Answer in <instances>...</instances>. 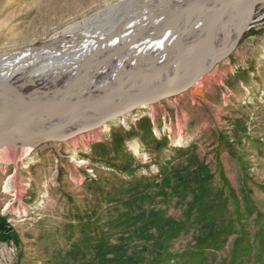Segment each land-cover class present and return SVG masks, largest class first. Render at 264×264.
Segmentation results:
<instances>
[{"label": "rangeland", "instance_id": "1", "mask_svg": "<svg viewBox=\"0 0 264 264\" xmlns=\"http://www.w3.org/2000/svg\"><path fill=\"white\" fill-rule=\"evenodd\" d=\"M121 1L0 0V61L93 41ZM224 51L127 124L0 159V264H264V0Z\"/></svg>", "mask_w": 264, "mask_h": 264}, {"label": "bare ground", "instance_id": "2", "mask_svg": "<svg viewBox=\"0 0 264 264\" xmlns=\"http://www.w3.org/2000/svg\"><path fill=\"white\" fill-rule=\"evenodd\" d=\"M261 1L122 0L89 32L93 41L87 34L83 41L5 55L0 61V135H26L0 140V159L23 156L40 141L63 140L93 125L108 128L110 114L100 110L88 116L90 105L131 102L164 90L163 96L183 93L206 76L200 71L207 66L204 62L222 57L237 40ZM196 14L200 17L192 22ZM38 71L42 74L27 78ZM58 73L63 74L57 78ZM124 77L127 81L115 91L112 86ZM73 90L82 93L88 105L67 110L51 122L53 114L41 106ZM127 114L116 119L127 124ZM184 139L180 133L176 140ZM16 142L23 146L15 147ZM131 148L140 153L138 143Z\"/></svg>", "mask_w": 264, "mask_h": 264}, {"label": "water", "instance_id": "3", "mask_svg": "<svg viewBox=\"0 0 264 264\" xmlns=\"http://www.w3.org/2000/svg\"><path fill=\"white\" fill-rule=\"evenodd\" d=\"M200 15L196 14L195 16H192L191 18V21L193 22L196 18H199ZM116 79H119V78H116ZM127 81V79L122 78L120 79L118 82H116V84H114L112 87H114L113 89L115 91L119 90L123 85L124 83ZM110 86V87H111ZM109 88V87H108ZM167 89V87H166ZM165 91L167 90H164L161 92V94H157V96L155 95L156 93H152V94H146L142 97H140L138 100H134V101H131V102H125V103H120L118 104L117 102H108L107 104L104 103L105 105H90V107H92L90 110L91 113L87 114L88 116H95L96 114H98V111H104L106 113H109L110 114V117L107 119V121H110V120H114L116 118H120L122 116H124L125 114L127 113H130L142 106H148V105H151L161 99H163L165 96H163L165 94ZM72 93H74L72 96H70ZM82 93H80L79 91L78 92H74L71 91L70 93H66V95L64 96H61L60 98L58 99H55L54 101H51L49 103H46L47 105L46 106H41L45 109H48V112H50L51 114H53V117L50 118V121L53 122V120H56V118H58L62 113H64L65 111L67 110H70V109H74L76 110L78 107L80 106H84L86 107L88 104L85 103L84 101H82ZM110 103V104H109ZM3 101L0 100V113L2 112L1 108H3ZM88 111V110H87ZM49 127H46L44 129V131L48 130ZM20 133V132H9L8 134L6 135H0V140H4L5 138L9 137V138H13L14 140H17L19 138H21L22 136H25L26 134ZM46 141H40L39 143H37L36 146L44 143Z\"/></svg>", "mask_w": 264, "mask_h": 264}, {"label": "trees", "instance_id": "4", "mask_svg": "<svg viewBox=\"0 0 264 264\" xmlns=\"http://www.w3.org/2000/svg\"><path fill=\"white\" fill-rule=\"evenodd\" d=\"M9 224L7 223L5 218H1L0 219V228L1 229H6L7 233H3L2 235H0V241L4 242V241H8V240H12L14 239V230L12 229L11 226H9ZM8 227V228H7Z\"/></svg>", "mask_w": 264, "mask_h": 264}, {"label": "built area", "instance_id": "5", "mask_svg": "<svg viewBox=\"0 0 264 264\" xmlns=\"http://www.w3.org/2000/svg\"><path fill=\"white\" fill-rule=\"evenodd\" d=\"M9 226H10V224H9ZM9 226H8V227H9ZM8 227H7V228H8ZM3 233H7V232H6V229H1V228H0V235H2ZM5 242H10V243H12V240H8V241H5ZM0 244H1V241H0Z\"/></svg>", "mask_w": 264, "mask_h": 264}]
</instances>
